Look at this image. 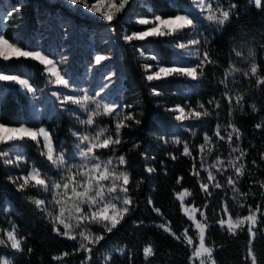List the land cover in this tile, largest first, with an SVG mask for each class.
<instances>
[{"label":"snow or ice","instance_id":"obj_1","mask_svg":"<svg viewBox=\"0 0 264 264\" xmlns=\"http://www.w3.org/2000/svg\"><path fill=\"white\" fill-rule=\"evenodd\" d=\"M63 2L78 12L99 14L109 33L116 30L113 10L122 13L129 5V0ZM249 3L264 11V0ZM25 7L24 0H17L0 15V20L7 21L14 15L22 19ZM240 7L239 0H196L187 7L177 2L170 13L153 11L140 16L136 22L142 27L122 34L121 39L129 43L148 42L149 38L163 40L179 57L178 61L171 56L166 59L154 51L149 56L151 62L142 65L141 76L156 101V109H160L159 100L165 95L161 83L179 82L195 88L208 79L209 67L222 68L213 36L238 18ZM58 29L60 42L55 51L12 42L0 33V63L32 60L42 66L47 77L45 86L40 87L22 72L0 71V82L20 86L31 94L33 104L32 115L22 117L23 122L13 124L0 117V172L21 195L17 201L12 193L0 188V219L7 225L0 226V264H27L30 260L34 251L30 235L13 217L32 211L49 226L50 233L73 242L71 250L53 256L54 264H134L137 249L132 241L138 239L139 230L147 227L162 229L169 239L179 242L186 249L184 264H221L217 256L223 245L209 239L214 227L234 240L245 239L242 264H264V244L259 243L264 241V178L260 175L264 173V147H257L252 139L244 146L248 137L236 119L237 112L241 119L244 115L254 116L253 139L259 134L264 143V61L255 62L256 51L233 40L229 57L240 63L247 61L246 67L239 69L226 60L229 67L216 81L218 96L213 94L193 106L185 91L183 102L163 108L179 123L159 127L139 108V100L130 103L122 94L113 93L122 72L115 67L120 53L110 41L103 51L89 49L81 71L74 66L75 26L60 20ZM133 48L141 57L145 55L143 46L133 44ZM237 73L246 92L235 84ZM45 93L53 100L54 113L45 106L37 107ZM50 115L69 119L70 136L64 142L54 140L53 130L44 126ZM210 122L213 126L203 131L202 142L196 144L194 129ZM126 129H147L157 144L177 147L157 159L160 149L147 139H136L129 147ZM29 141L35 143L42 159L32 160L27 152L14 147ZM223 145H227L226 150H222ZM184 158L190 161V174L198 190L181 185L182 190L176 193L186 226L174 230L172 221L153 199L156 192L149 194L148 189L161 174L169 173L168 164ZM184 179L179 176L177 184ZM141 185L145 189L143 201L139 198ZM216 192L224 194L219 202L213 199ZM197 197L202 204L197 205ZM230 202L238 203L245 214L233 216ZM144 209L163 222L146 223L151 218L143 214ZM210 213L214 220L209 219ZM94 225L99 231L92 230ZM126 229L131 231L120 237ZM116 239L121 242L113 244ZM124 239L128 243H123ZM140 255L143 264H155L159 249L149 242Z\"/></svg>","mask_w":264,"mask_h":264},{"label":"trees","instance_id":"obj_2","mask_svg":"<svg viewBox=\"0 0 264 264\" xmlns=\"http://www.w3.org/2000/svg\"><path fill=\"white\" fill-rule=\"evenodd\" d=\"M17 2V0H14ZM26 7L23 9L22 18L26 19L28 25L34 24L38 18L54 20L56 16H48V10L54 12L56 7H51L48 0H24ZM149 3L151 10L143 9L145 14H150L155 11L157 14L170 13L174 10V6L177 2L182 3L184 6H188L192 3V0H146ZM240 10L238 18H233L230 23L225 25L224 30L220 33H216L213 36V47L218 50L217 55L221 57L220 63L222 68L216 69L209 67L207 69L208 79L202 85H197L193 88L191 85L181 84L179 82H163L159 86L165 90V95L160 98V109L155 108L156 101L152 98L151 93L146 87L147 82L142 79L141 73L143 71L142 65L151 62L149 59H144L140 56L139 52L135 51L133 44L137 47H152L153 52H161L167 59L169 56L173 59L175 54L170 48L165 45L163 40L149 39L148 42H125L119 38L114 37V41L118 45V51L120 53L118 62L120 63V71L122 72L121 81L125 85V97L128 102L133 103L139 100V108H141L146 116L151 115L156 125L159 127H168L171 122L175 125L179 122L172 120L170 114L163 112L165 106H171L172 103H181L184 99V92L191 97L193 106L198 101H207L213 94L216 93V81L222 78L224 69L229 67V63L233 66L244 69L245 63H240L234 57H229V49L232 45V41L235 40L239 43H245L249 48L256 51L255 62L260 63L264 61V51H261V47H264V11L256 8L249 3V0H239ZM63 10V9H60ZM91 22L87 23V30L92 31ZM119 30L122 28L119 26ZM10 34V33H9ZM245 56H247V49L245 50ZM228 60L229 63H225ZM0 71H7L13 74L23 73L32 83L40 87L45 86L46 75L42 71V66L38 62L32 60H26L21 58L20 60H13L10 62L0 63ZM231 79V77H230ZM235 84L240 86L241 92H246L247 88L242 86L243 82L240 75L237 73L235 76ZM50 85H48L49 87ZM28 96L22 93L17 87H10L7 92L6 98L0 104V117L4 120L11 121L13 124L16 122H23L22 117L31 116V112L28 109ZM158 113V115H157ZM223 115V113H222ZM236 119L239 120L242 125V131L248 137L244 141V146L248 145V140L252 139L257 147H264V143L259 138V134H256L253 139L252 123L255 117L252 115H244L241 119L239 112H237ZM107 123V120L104 121ZM186 124L188 122H185ZM195 123V122H193ZM44 126L53 130V138H59V142H64L70 136L69 128L71 123L69 119H56L55 116L52 119H45ZM213 125L211 122L203 127H197L194 130L197 133L195 143L202 142L200 137L203 131L209 130ZM129 132L126 137L131 147L132 141L136 139H147L153 145H156L160 151L157 153V159L161 155H167V152H172L177 147L169 144L168 146H161L157 144L155 140L151 138V135L147 129L141 131L125 130ZM211 135V132H209ZM22 151L27 152L32 160L42 159L38 156V149L34 142H27L25 145H20ZM68 144L64 143V147L67 148ZM143 146V145H142ZM227 145H223L222 150H226ZM252 155H255L253 153ZM169 173L167 175L161 174L159 178L154 182V185L148 189L149 194L156 192L153 197L158 202V206L165 212V217L172 221V227L174 230L181 229L186 226L183 213L179 209V200L176 193L182 190V187L189 188L191 191H197V182L191 177L190 174V161L188 158L181 159L178 163L174 162L168 164ZM255 171V169H252ZM201 175H204L203 173ZM264 178V173L260 174ZM184 176L185 179L177 184V178ZM245 187L247 181L244 182ZM0 188L12 193V196L17 201L21 200V195L16 193L12 186L7 184L4 178V174L0 172ZM144 186L141 185L139 190V198L143 201L144 198ZM203 194H201L202 196ZM224 194L222 192L214 193L213 199L219 202L223 199ZM190 198L186 199L188 202ZM251 203L252 201H248ZM197 205L203 203V200L199 197L196 199ZM7 207V206H5ZM229 209L233 213V216L245 214L240 208L238 203L229 204ZM144 215L149 216L151 219L146 223H151L155 220L156 223H162L155 217V214L149 213L147 209H144ZM3 214L0 213V216ZM16 223L24 230V233L30 235V243L34 251L27 264H54L53 256L57 255L60 251L71 250L73 242L67 240V238H57L54 233H50L49 226L41 220V218L34 212H30L27 215L20 213L18 216H14ZM209 219L214 220L213 214H209ZM0 226L7 227L2 219H0ZM94 231H99V227L92 226ZM127 231L119 234L120 237H124ZM191 234V233H190ZM209 239L215 241L218 246L223 245V249H218L217 259L221 261V264H242V256L244 253L245 239L241 238L234 240L226 232L214 227L211 230ZM120 239L112 241L113 244H119ZM149 242L153 243L159 249V255L156 258L155 264H184L186 258V249L180 245L179 242H174L168 238V234L164 233L162 229L147 227L139 230L138 239L132 241L136 245L137 255L135 257L134 264H143V257L140 255L142 247ZM123 243H128L127 239L123 240ZM260 244H264V241H260ZM259 247V245H258Z\"/></svg>","mask_w":264,"mask_h":264},{"label":"rangeland","instance_id":"obj_3","mask_svg":"<svg viewBox=\"0 0 264 264\" xmlns=\"http://www.w3.org/2000/svg\"><path fill=\"white\" fill-rule=\"evenodd\" d=\"M48 1L51 7H56L53 13L48 10V16H56V19L48 20L40 17L34 24H31L29 26L26 19H21L20 16L14 15L7 21L0 20V33L6 34L7 37L11 38L12 42L22 43L28 45L29 47H42L51 51H55L56 45L60 42L58 21L68 20L76 28V37L74 40L76 55L74 59V66H79L81 71L83 63L87 62L88 52L90 48L93 51L97 49L103 51L108 47V43L110 41L113 47L118 50V45L114 41V37L119 36V38H121L122 34L125 31L138 30L139 28H141L142 26H139L136 22L137 19L140 16L145 15L143 9L151 10L149 3L146 2V0H129V5L126 6L124 12L116 13L113 10L114 16L116 17V19L113 21L116 26V30L112 33H109L108 28L105 26V22L101 19L99 14H84L78 12L74 8L65 6L63 0ZM195 2L196 0H192L193 4ZM14 3H16L14 0H2V3H0V15L3 14L8 6ZM117 3H119V0H117ZM213 7H215V5H213ZM89 22L93 23L91 27L92 31H88L87 26H85ZM119 26L122 28L121 30H119ZM145 49V55L142 58L149 59L150 54L153 52L152 47H148ZM173 60L178 61L179 57L174 56ZM115 67H118L120 69V63L118 61L116 62ZM14 86L17 87L22 93L27 94L20 86L14 83L0 82V104L6 98L7 92L9 91L10 87L13 88ZM49 87L53 86L50 85ZM125 90V85L120 80L116 82L113 93L122 94L125 97ZM27 96L29 99L28 109L32 115L33 104L31 94H27ZM40 106H45L49 109L50 112L54 113L53 100L50 96L47 95V93H45V97L40 102V104L37 105V107ZM52 117H54V115L48 116L47 119H52ZM14 147L17 151H22V148L19 144L15 145ZM187 198L188 197L186 196L185 202ZM95 226L99 227L98 225Z\"/></svg>","mask_w":264,"mask_h":264}]
</instances>
